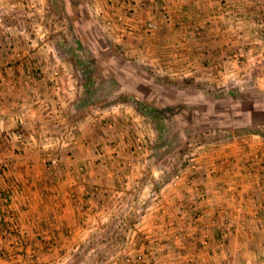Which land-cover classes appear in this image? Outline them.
<instances>
[{
    "label": "rangeland",
    "instance_id": "rangeland-1",
    "mask_svg": "<svg viewBox=\"0 0 264 264\" xmlns=\"http://www.w3.org/2000/svg\"><path fill=\"white\" fill-rule=\"evenodd\" d=\"M1 1L0 43L6 51L0 57L16 62L36 82L25 84L39 81L53 97L43 107L55 106L56 117L65 115L61 104L70 111L73 131L62 136L48 130L46 139L71 151L80 134L90 144L92 166L105 168L99 177L105 186L92 201V223L88 229L89 223L79 226L92 233L61 264H93L90 255L81 263L76 256L101 235L104 241L89 252L101 256L99 264H159L162 254L172 251L168 238L184 235L190 224L198 230L197 250L208 252L207 221L226 224L230 188L233 197L258 184L264 191V3L245 0L244 13L237 3L229 7L221 20L231 31L208 35L227 44L196 54L176 42L142 49L134 32L138 8L147 16L141 3L119 0L117 12L115 0ZM170 7L163 5L157 19L146 23L156 26L150 32L157 40L167 37L160 36V24L174 29L181 23ZM183 33L189 45L208 39ZM47 156L52 167L67 163V156ZM52 159L62 163L52 165ZM84 168L79 173L87 181ZM207 187L215 191L208 195ZM223 191L224 203L213 211L214 192L219 198ZM234 205L233 214L242 218L244 202ZM88 206H82L83 213ZM257 210L264 218V203ZM113 225H122L121 236H107Z\"/></svg>",
    "mask_w": 264,
    "mask_h": 264
},
{
    "label": "crops",
    "instance_id": "crops-1",
    "mask_svg": "<svg viewBox=\"0 0 264 264\" xmlns=\"http://www.w3.org/2000/svg\"><path fill=\"white\" fill-rule=\"evenodd\" d=\"M128 1V4L137 2L145 7L144 13L147 16L141 14L140 8L139 12L136 10L140 19L138 18L134 31L137 35L135 41L141 43L142 49L146 51L156 47L163 48L167 43L176 42L183 48L186 47L188 50L191 48L196 54L200 48L217 49L227 44L225 38L219 41L211 40L208 35L217 37L216 35H224L231 31L229 26L222 25L221 20L229 14V7L237 3L236 7L241 13L247 12L244 10L248 8L245 0ZM261 1L264 3V0ZM115 3L117 7L114 9L121 12L119 0H115ZM163 5L171 6L170 11L174 20H180L181 23L174 29H170L171 25L160 24V36H165L166 33L167 37L157 40L159 35L153 36L146 23L157 19L159 16L157 12ZM253 13L248 11L249 15ZM185 30L199 35L205 34L208 39L199 38L198 42L193 41L189 45L188 42L182 41L181 35ZM3 50L6 51V46L0 43L2 53ZM5 54L8 56V53ZM1 55L0 216L5 212H11V218L7 224L6 221L0 220V264H61L71 258V253L79 250L92 233L82 230L79 226L83 221L85 225L89 223L88 229L92 223V220L90 221V215L94 210L92 201L96 193L105 186L99 179L104 177L102 172H105V168L97 164L95 167L92 166L90 144L87 140H82L80 134L79 146L71 148L74 151L67 147L59 150L62 147L60 144L46 139L45 131L48 130L61 133L62 136L73 131L67 117V113H70L69 108L61 104L65 117H56L55 106L43 107V103L53 97L39 87L41 86L39 81L38 84H25L26 79L27 83H34L35 80L29 76L25 77L16 62L13 63ZM181 58L180 60H185ZM199 58L198 56L193 59ZM56 127L59 128L55 129ZM85 127L86 125H80V130ZM48 152L54 156L64 158L67 156V163L62 168L52 167ZM82 166L86 168L90 178L87 181L81 179L85 176L79 173ZM93 182L97 184L95 190ZM9 190L13 192L11 197L6 195V191ZM206 190L209 195L214 189L207 187ZM225 190L227 191L226 188ZM232 190L230 188V192ZM224 191L219 193V198L218 193L214 192L216 199L214 205L210 207L213 211L224 203L227 196ZM230 192L231 198L227 201H230L228 210L231 211L229 217L224 219L226 224L216 218L214 219L216 221L212 222L214 224L210 223L211 219L207 221L210 226L207 230L210 250L203 252L201 247L197 250L198 230L190 228L192 227L190 224L185 228L184 235L175 234L168 238L172 243L169 250L172 251H169V254H162L159 264H264V218L256 216V213H259L257 210L259 203H264V191L258 184L253 188L238 189L239 194L236 197ZM235 199L245 204L246 210L242 218L233 214ZM84 205L89 206L83 213ZM184 222L186 221L183 220L182 223ZM95 224L97 222L93 225ZM150 237L152 236L147 238ZM153 240L156 238L150 241Z\"/></svg>",
    "mask_w": 264,
    "mask_h": 264
},
{
    "label": "trees",
    "instance_id": "trees-1",
    "mask_svg": "<svg viewBox=\"0 0 264 264\" xmlns=\"http://www.w3.org/2000/svg\"><path fill=\"white\" fill-rule=\"evenodd\" d=\"M74 8H76L77 9V14H78V20L79 21H81L82 19H83V15H82V11H79L78 9H80L81 10V8H80V6H79V4L78 3H74ZM79 11V12H78ZM77 113H75L72 117H74V118H76L77 117ZM131 221V220H130ZM119 227H121L122 228V225L121 226H119ZM119 227H115V225H113L112 226V228L107 232V236H109L110 234H112V235H117V236H121V234H120V229H119ZM122 236H123V234H122ZM116 238V237H115ZM123 238V237H122ZM124 239V238H123ZM104 241V239H103V237H102V235H101V237L100 236H97V238H94L92 241H90V244H89V246L86 248V249H84L81 253H79L76 257H77V263H81V262H84V260L86 259V257L87 256H89L90 255V260H91V262L93 263V264H99V261H100V257L101 256H95V255H91V254H89V252L92 250V248H93V246H94V244H96V243H98V242H103ZM108 241V240H107ZM92 242V243H91Z\"/></svg>",
    "mask_w": 264,
    "mask_h": 264
},
{
    "label": "built area",
    "instance_id": "built-area-1",
    "mask_svg": "<svg viewBox=\"0 0 264 264\" xmlns=\"http://www.w3.org/2000/svg\"><path fill=\"white\" fill-rule=\"evenodd\" d=\"M168 14V13H167ZM166 16V15H165ZM147 28L148 29H150V31H152L153 29H155L156 28V26L153 24V23H148L147 24ZM51 163H52V165H58V164H61L62 162L60 161V160H58V159H52L51 160ZM18 190H19V188H17ZM13 192L12 191H6V195L7 196H9V197H11V196H13V194H12ZM11 218V212H5L4 213V215H1L0 216V220H2L3 222H5L6 221V224L9 222L8 220ZM6 219V220H5ZM127 261H129V260H127Z\"/></svg>",
    "mask_w": 264,
    "mask_h": 264
}]
</instances>
